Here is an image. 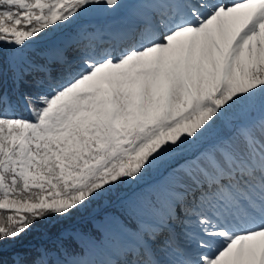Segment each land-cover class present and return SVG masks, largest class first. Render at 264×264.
I'll return each instance as SVG.
<instances>
[{"label":"snow or ice","instance_id":"6c2138e0","mask_svg":"<svg viewBox=\"0 0 264 264\" xmlns=\"http://www.w3.org/2000/svg\"><path fill=\"white\" fill-rule=\"evenodd\" d=\"M0 264H264V0H0Z\"/></svg>","mask_w":264,"mask_h":264},{"label":"trees","instance_id":"16d2710c","mask_svg":"<svg viewBox=\"0 0 264 264\" xmlns=\"http://www.w3.org/2000/svg\"><path fill=\"white\" fill-rule=\"evenodd\" d=\"M80 226L81 225L78 223L77 219L69 220L64 224V227L66 228H74V227H80Z\"/></svg>","mask_w":264,"mask_h":264}]
</instances>
